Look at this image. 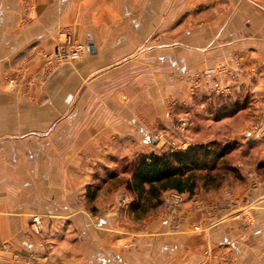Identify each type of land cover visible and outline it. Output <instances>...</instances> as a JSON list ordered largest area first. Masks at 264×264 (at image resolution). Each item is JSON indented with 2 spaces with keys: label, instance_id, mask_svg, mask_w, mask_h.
<instances>
[{
  "label": "crops",
  "instance_id": "0c3cea01",
  "mask_svg": "<svg viewBox=\"0 0 264 264\" xmlns=\"http://www.w3.org/2000/svg\"><path fill=\"white\" fill-rule=\"evenodd\" d=\"M66 34L84 52L49 72L42 57ZM232 57L248 70L236 87L259 98L264 0H0V101L19 104V86L7 90V81L24 71L38 79L32 98L44 105L10 122L0 115V136H11L0 141V166L6 151L10 168L0 171V264H264V184L225 192L218 222L203 232L188 228L201 214L188 205L183 235L163 234L168 223L159 216L150 224L157 234L126 249L116 240L117 207L90 219L83 203L100 166L146 148L144 137L164 125L165 89L184 97L180 74L212 73ZM169 70L177 73L170 87ZM33 215L51 219L42 230L49 253L29 234Z\"/></svg>",
  "mask_w": 264,
  "mask_h": 264
},
{
  "label": "rangeland",
  "instance_id": "374dc122",
  "mask_svg": "<svg viewBox=\"0 0 264 264\" xmlns=\"http://www.w3.org/2000/svg\"><path fill=\"white\" fill-rule=\"evenodd\" d=\"M42 58L49 67V72L57 65L78 59L59 64L52 62L50 65L46 57ZM245 71L248 70L242 65L240 58L232 57L228 65L216 66L212 73L202 71L180 74L184 76L180 82L185 83L186 87L184 97L177 99V96H171V89H165L164 125L149 131L147 137H144L147 147L132 150L129 156H122L115 163H110L109 168L100 166L97 170L90 185L86 186L83 201L87 213L85 215L90 219L103 218V213L106 212L102 211L103 206L105 209L117 207L114 215L120 222V236L116 240L122 248L126 249V242L130 240L146 241L147 237L156 235V227L150 224L159 216H164L168 223V232L163 229V234L183 235L182 227L187 224L186 213H181V208L188 205H193L201 213L197 214L196 223L188 224V228L192 232H203L205 227L209 229L218 222L219 217L216 215L219 214L216 213L226 206L223 200L225 192L233 195L252 192L257 186L264 184V136L254 135L264 127V94L260 93L256 99L247 87H236L246 76ZM165 73L170 87L171 80L177 73L170 70ZM13 80L10 78L7 81L6 89L13 90V85H18L21 101L17 105L11 99L0 101V115L4 114V119L9 122L10 115L14 112L41 111L44 106L39 99L32 98L39 86L38 79H32L23 71L19 81ZM10 137L0 136V141ZM132 143L134 149L135 142ZM208 144H213L222 154L217 158L213 156L205 168L195 170L194 192L189 194L166 190L155 200H149L146 196L139 198L125 187V181L130 179L134 166L141 158ZM1 158L2 173L3 169H10L5 164L8 153L4 151ZM115 193L117 197L112 200ZM151 204L154 207L150 208ZM145 208L147 209L144 210ZM205 210L211 213L210 217L203 214ZM49 218L45 221L44 217L33 215L28 221L29 234L35 235L41 241L38 245L40 252H47L50 248L47 240L49 233L42 231L45 225L51 224ZM102 227L101 240L105 237H102ZM74 234L70 235L74 237ZM131 251L138 252L139 249L134 248ZM53 253L57 254V249ZM206 253L207 249L201 247L200 254L203 256ZM137 254L139 253H135L136 257Z\"/></svg>",
  "mask_w": 264,
  "mask_h": 264
},
{
  "label": "trees",
  "instance_id": "16d2710c",
  "mask_svg": "<svg viewBox=\"0 0 264 264\" xmlns=\"http://www.w3.org/2000/svg\"><path fill=\"white\" fill-rule=\"evenodd\" d=\"M218 153V148L208 144L143 157L134 166L125 187L139 198L146 196L149 200H155L166 190L190 194L196 187L195 170L205 168L213 156L220 157L222 153Z\"/></svg>",
  "mask_w": 264,
  "mask_h": 264
},
{
  "label": "built area",
  "instance_id": "2783aa9c",
  "mask_svg": "<svg viewBox=\"0 0 264 264\" xmlns=\"http://www.w3.org/2000/svg\"><path fill=\"white\" fill-rule=\"evenodd\" d=\"M84 49V44L72 41L70 36L66 34V40L63 43H60L52 52L45 53L43 56L46 57L50 65L52 62L59 64L80 57Z\"/></svg>",
  "mask_w": 264,
  "mask_h": 264
}]
</instances>
